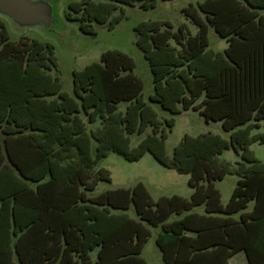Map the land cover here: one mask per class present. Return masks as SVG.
<instances>
[{
  "label": "trees",
  "instance_id": "trees-1",
  "mask_svg": "<svg viewBox=\"0 0 264 264\" xmlns=\"http://www.w3.org/2000/svg\"><path fill=\"white\" fill-rule=\"evenodd\" d=\"M158 1L74 0L66 17L94 36L93 24L111 30L122 20L114 15L121 5L149 10ZM197 9L183 10L194 35L168 22L133 28L152 74L149 102L174 116L197 112L229 134H185L170 157L165 142L175 119L162 123L146 104L132 58L103 52L73 71L69 95L53 46L12 41L0 20V264H146L141 253L157 227L164 264H228L239 251L249 264H264V162L250 149L264 144V0H203ZM209 28L225 41L223 51L209 49ZM147 129L131 147V136ZM228 149L234 164L219 160ZM109 153L131 163L149 153L189 176L190 198L154 201L142 183L91 196L110 182L96 169ZM227 175L238 180L222 204L215 184ZM198 206L204 214L168 221Z\"/></svg>",
  "mask_w": 264,
  "mask_h": 264
},
{
  "label": "rangeland",
  "instance_id": "rangeland-1",
  "mask_svg": "<svg viewBox=\"0 0 264 264\" xmlns=\"http://www.w3.org/2000/svg\"><path fill=\"white\" fill-rule=\"evenodd\" d=\"M61 18V24L54 33L45 31L39 27L16 29L11 22L5 17L0 16L4 23L9 38L12 41H18L22 37L36 39L44 43H50L54 48V54L58 64V75L62 83V90L69 95H73V71L82 70L85 66L98 62L103 52L107 50H116L122 52L133 59L135 68L134 74L143 83V98L146 104L151 106L157 113L158 118L164 122L165 119L173 117L175 119L174 127L168 133L166 139V152L170 157L173 148L180 142L185 134L197 136L202 133L218 134L228 140L229 134L224 132L220 122H205L197 112L187 111L180 115H171L163 110L158 104L149 102V96L153 93L152 74L148 62L144 59L142 52L136 46V35L133 28L140 22L157 21L159 23L168 22L175 31L179 25L185 24L188 32L194 35L196 27L184 15L183 10L187 7L194 6L197 9V3L203 0H159L156 7L149 10H143L139 4L134 6L121 5L114 12V15L122 16V20L113 28L109 29L107 24H93L96 35H89L81 32L77 21L68 20V4L74 0H54ZM80 1V0H75ZM100 1V0H94ZM198 11V9H197ZM201 15V13L198 11ZM202 16V15H201ZM209 49L213 51H222L226 47L223 39H220L212 28L208 31ZM54 74H56L54 72ZM125 104L119 105V110H124ZM94 124L92 128H96ZM150 132L140 136L134 134L131 136V147H135L138 142ZM255 157L264 162V144L254 143L250 147ZM220 161L231 164L238 161L239 158L233 150H226L220 157ZM99 168L107 169L111 174V182H99L93 195H98L106 190L120 188V186H131L137 179L144 182L150 181L151 175H154V181L163 182L166 185V192H177L185 196L188 192L187 175H179L172 170L164 168L154 158L146 153L140 162H127L121 156L109 153L108 156L101 160ZM238 177L236 175H227L222 181L216 183L220 191L222 203L225 204L236 186ZM168 187V188H167ZM153 198H157L158 191L150 187ZM251 206V205H250ZM130 216H134L133 208L128 211ZM174 217H172L173 219ZM151 230V237L144 247L142 258L147 264H162L158 248L155 245L154 238L156 230Z\"/></svg>",
  "mask_w": 264,
  "mask_h": 264
},
{
  "label": "water",
  "instance_id": "water-1",
  "mask_svg": "<svg viewBox=\"0 0 264 264\" xmlns=\"http://www.w3.org/2000/svg\"><path fill=\"white\" fill-rule=\"evenodd\" d=\"M0 16L19 30L39 27L54 33L62 22L54 0H0Z\"/></svg>",
  "mask_w": 264,
  "mask_h": 264
},
{
  "label": "crops",
  "instance_id": "crops-1",
  "mask_svg": "<svg viewBox=\"0 0 264 264\" xmlns=\"http://www.w3.org/2000/svg\"><path fill=\"white\" fill-rule=\"evenodd\" d=\"M263 14H264V12H263ZM226 48V47H225ZM224 48V49H225ZM223 49V50H224ZM222 50V51H223ZM182 113H184V112H182ZM252 146V145H251ZM250 146V147H251ZM146 155V154H145ZM145 155L140 159V160H138V161H136V162H140L141 160H143V158L145 157ZM221 156V155H220ZM219 156V157H220ZM105 159V158H104ZM101 162V161H100ZM235 163V162H234ZM99 166V165H98ZM96 167V169H100L99 167ZM165 168V167H164ZM102 169H104V168H102ZM167 169V168H166ZM105 170H107V169H105ZM168 170H171V169H168ZM108 171V170H107ZM172 171H174V172H176L175 170H172ZM109 172V171H108ZM177 173V172H176ZM109 174H110V172H109ZM177 174H179V173H177ZM148 175L151 177V179H150V181H148L147 180V182H144L143 180H140V179H137L135 182H132L133 184L131 185V186H120V188H132L134 185H136L137 183H142L145 187H146V189H147V191L149 192V194H150V196L152 197V199L155 201V200H157V199H159L160 197H171V196H174V195H176V196H180V197H183V198H185V199H189L190 198V196H191V194H192V189H190L189 188V186H188V180H187V186H188V192H187V194L185 195V196H183L182 194H178L177 192H166V190H165V187H166V185H164V183L163 182H156L155 183V181H154V175H151V173H149L148 172ZM179 175H185V174H179ZM188 176V175H187ZM188 178H189V176H188ZM110 182H111V174H110ZM110 182H108V183H110ZM220 182V181H219ZM216 183H218V182H216ZM215 186H216V184H215ZM97 187V186H96ZM150 187H153V188H155V190H157L158 191V196H157V198H153V196H152V194H151V190H150ZM168 188V187H167ZM217 188V187H216ZM96 189V188H95ZM116 189H118V188H116ZM110 190V189H109ZM111 190H113V189H111ZM95 191V190H94ZM94 191L91 193V196H94L93 195V193H94ZM104 192V191H103ZM220 192V191H219ZM232 194V193H231ZM95 196H97V195H95ZM221 202H222V197H221ZM228 202V201H227ZM226 202V203H227ZM225 203V204H226ZM223 204V203H222ZM251 205V206H250ZM252 205H253V203H250L249 204V206H248V208L246 209L247 211H249V210H251V208H252ZM129 211V210H128ZM133 212H134V210H133ZM191 213H196V214H199V215H202V214H204V207L203 206H198V207H195V208H193L192 210H190V211H188V212H185L184 214H182V215H180V216H177V215H172V216H170L169 217V219H168V221H172V220H176V219H178V218H181L182 216H184V215H187V214H191ZM132 217V216H131ZM133 217H135V215L133 216ZM172 217H174L173 219H172ZM238 217V214H236V215H234V218H237ZM150 229H154V230H156V236L158 235V233L160 232V228L159 227H157V228H150ZM151 231V230H150ZM156 236H155V238H154V242H155V239H156ZM151 237V236H150ZM146 245V244H145ZM145 247V246H144ZM143 251H144V248H143V250H142V253H141V257H142V254H143ZM158 251H159V249H158ZM96 253H97V249H95L94 251H92L91 253H90V256H91V258L94 260L95 259V257H96ZM159 256H160V259H161V262H162V264H164V262L162 261V257H161V253H160V251H159ZM146 262V261H145ZM227 263L228 264H249L248 263V260H247V257H246V254H245V252L244 251H239V252H236L235 254H233L230 258H228V260H227ZM147 264V263H146Z\"/></svg>",
  "mask_w": 264,
  "mask_h": 264
}]
</instances>
